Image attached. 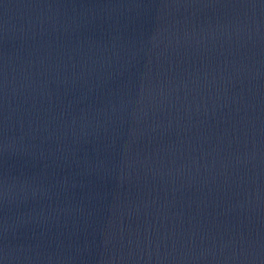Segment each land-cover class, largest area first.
<instances>
[{"label":"water","instance_id":"95a60500","mask_svg":"<svg viewBox=\"0 0 264 264\" xmlns=\"http://www.w3.org/2000/svg\"><path fill=\"white\" fill-rule=\"evenodd\" d=\"M0 264H264V0H0Z\"/></svg>","mask_w":264,"mask_h":264}]
</instances>
